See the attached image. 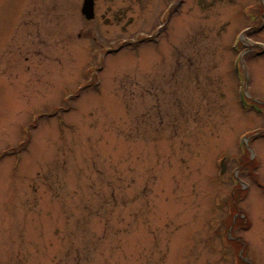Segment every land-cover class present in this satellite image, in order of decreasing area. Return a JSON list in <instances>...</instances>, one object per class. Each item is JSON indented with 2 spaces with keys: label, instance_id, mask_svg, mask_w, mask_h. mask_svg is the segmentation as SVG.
I'll list each match as a JSON object with an SVG mask.
<instances>
[{
  "label": "rangeland",
  "instance_id": "rangeland-1",
  "mask_svg": "<svg viewBox=\"0 0 264 264\" xmlns=\"http://www.w3.org/2000/svg\"><path fill=\"white\" fill-rule=\"evenodd\" d=\"M25 1L0 0V264H264V0H59L38 30Z\"/></svg>",
  "mask_w": 264,
  "mask_h": 264
},
{
  "label": "flooded vegetation",
  "instance_id": "flooded-vegetation-1",
  "mask_svg": "<svg viewBox=\"0 0 264 264\" xmlns=\"http://www.w3.org/2000/svg\"><path fill=\"white\" fill-rule=\"evenodd\" d=\"M57 1L59 0H26L23 6L25 10L23 8L20 18H24L26 16L29 17L32 22L31 29L33 30L41 29V26H39V24L43 19L48 20L54 17V13L56 11L55 3ZM30 5H31V10L26 11V8ZM95 12H96V2H95ZM256 101L258 102V100Z\"/></svg>",
  "mask_w": 264,
  "mask_h": 264
},
{
  "label": "water",
  "instance_id": "water-1",
  "mask_svg": "<svg viewBox=\"0 0 264 264\" xmlns=\"http://www.w3.org/2000/svg\"><path fill=\"white\" fill-rule=\"evenodd\" d=\"M94 4H95V0H85L84 1L83 13L86 15L88 19H92L95 16ZM222 163H223V168H224V161Z\"/></svg>",
  "mask_w": 264,
  "mask_h": 264
},
{
  "label": "trees",
  "instance_id": "trees-1",
  "mask_svg": "<svg viewBox=\"0 0 264 264\" xmlns=\"http://www.w3.org/2000/svg\"><path fill=\"white\" fill-rule=\"evenodd\" d=\"M171 123L177 125V121L171 122ZM172 133H173V135L175 134V132H172Z\"/></svg>",
  "mask_w": 264,
  "mask_h": 264
},
{
  "label": "bare ground",
  "instance_id": "bare-ground-1",
  "mask_svg": "<svg viewBox=\"0 0 264 264\" xmlns=\"http://www.w3.org/2000/svg\"><path fill=\"white\" fill-rule=\"evenodd\" d=\"M95 5V4H94Z\"/></svg>",
  "mask_w": 264,
  "mask_h": 264
}]
</instances>
